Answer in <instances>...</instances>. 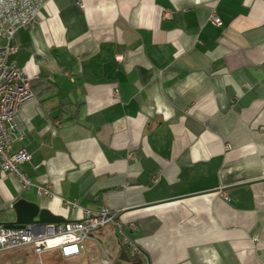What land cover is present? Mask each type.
Returning a JSON list of instances; mask_svg holds the SVG:
<instances>
[{"label":"crops","instance_id":"crops-1","mask_svg":"<svg viewBox=\"0 0 264 264\" xmlns=\"http://www.w3.org/2000/svg\"><path fill=\"white\" fill-rule=\"evenodd\" d=\"M9 44L34 98L5 130L32 185L0 170V225L20 202L65 222L108 210L122 229L74 257L8 256L264 264V0H48Z\"/></svg>","mask_w":264,"mask_h":264},{"label":"built area","instance_id":"built-area-1","mask_svg":"<svg viewBox=\"0 0 264 264\" xmlns=\"http://www.w3.org/2000/svg\"><path fill=\"white\" fill-rule=\"evenodd\" d=\"M48 0H0V41L6 42L0 47V170L11 173L19 182L21 189L32 185L25 175L21 164L28 162L31 155L21 150L11 153L5 123L10 122L27 102L33 100L29 78L13 64L6 63V56L14 53L15 48L9 44L14 34L19 30L29 31L33 28L39 11ZM164 14L163 16H166ZM212 24L220 25L215 13L210 14ZM112 97L118 99V90L114 89ZM39 193H45L38 189ZM115 225L122 229L116 214L108 210L93 212L83 211V219L78 221L49 224L44 226L26 225L20 229H8L0 225V254L30 246L36 254L42 251L59 249L64 258L78 256L84 250V242L92 240L93 234L106 225ZM131 230H136L130 224ZM132 255L137 253L136 246L125 241ZM73 249H75L73 251ZM103 264H111L108 259Z\"/></svg>","mask_w":264,"mask_h":264},{"label":"water","instance_id":"water-1","mask_svg":"<svg viewBox=\"0 0 264 264\" xmlns=\"http://www.w3.org/2000/svg\"><path fill=\"white\" fill-rule=\"evenodd\" d=\"M25 208L20 202L14 204V222L4 223L2 226L8 229H20L26 225L44 226L65 222L62 218L50 215L46 210L40 209L37 205H30Z\"/></svg>","mask_w":264,"mask_h":264},{"label":"rangeland","instance_id":"rangeland-1","mask_svg":"<svg viewBox=\"0 0 264 264\" xmlns=\"http://www.w3.org/2000/svg\"><path fill=\"white\" fill-rule=\"evenodd\" d=\"M7 253H9V252H7ZM7 253H3V254H0V264H6V263H9V264H20V262L19 261H15L14 260V258H13V256L11 255V254H9V256H8V254Z\"/></svg>","mask_w":264,"mask_h":264},{"label":"clouds","instance_id":"clouds-1","mask_svg":"<svg viewBox=\"0 0 264 264\" xmlns=\"http://www.w3.org/2000/svg\"><path fill=\"white\" fill-rule=\"evenodd\" d=\"M58 203V202H57ZM3 239H4V237L3 236H0V242H2L3 241ZM75 249H73V251H74Z\"/></svg>","mask_w":264,"mask_h":264}]
</instances>
